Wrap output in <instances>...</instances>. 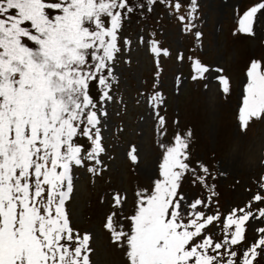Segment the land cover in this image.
<instances>
[{
  "label": "snow or ice",
  "instance_id": "1",
  "mask_svg": "<svg viewBox=\"0 0 264 264\" xmlns=\"http://www.w3.org/2000/svg\"><path fill=\"white\" fill-rule=\"evenodd\" d=\"M157 3L182 34L202 37L198 0H143L135 6L130 0H0V264H92V234L72 226L67 205L78 170L101 176L106 161L114 159L109 106L126 111L117 64L133 44L123 35L124 26L137 12L140 18L150 14ZM260 16L264 0L240 12L239 34L254 38ZM136 45L152 55L156 75H162L170 50L154 35L138 36ZM175 59L190 62L191 79L204 81L205 91L215 79L224 94L230 92L229 80L219 74L223 69L182 52ZM246 75L241 133L252 121L264 120V61H251ZM176 79L182 85V77ZM158 89L153 84L138 97H147L154 131L158 124L159 135L166 137L161 114L166 101ZM120 131L116 126L115 134ZM190 139L181 133L159 144L161 178L137 194L133 213L124 217L128 231L117 225L115 210L104 215L111 242L125 249L128 264H261L264 177L245 205L222 214L214 183L219 177L192 160ZM127 156L139 164L135 145ZM189 176L206 193L190 202L179 191ZM112 201L122 210L126 197L115 193ZM211 229H219V238Z\"/></svg>",
  "mask_w": 264,
  "mask_h": 264
},
{
  "label": "rangeland",
  "instance_id": "2",
  "mask_svg": "<svg viewBox=\"0 0 264 264\" xmlns=\"http://www.w3.org/2000/svg\"><path fill=\"white\" fill-rule=\"evenodd\" d=\"M198 2L201 16L198 30L202 32L199 40L182 34L180 24L159 3L148 16V23L139 18L125 23L123 35L133 44L130 55L117 64L121 80L119 95L126 111L122 105L109 106L112 130L108 135L109 155L114 159L106 161L108 167L101 176L78 170L74 194L67 205L72 226L81 234L85 231L92 234V264H128L125 249L113 244L103 227L104 215L115 210L117 225L128 231L124 217L133 213L137 194L150 190L154 180L161 178L158 163L163 149L159 144L170 143L175 134L189 133L192 160L201 161L219 177L214 183L222 214L245 205L257 191V182L264 177V120L252 121L246 133H241L239 125L248 67L253 60L264 61V16L259 17L253 38L239 34L238 20L240 12L257 0ZM140 35L145 38L154 35L170 50L171 57L162 61V75H156L157 65L152 55L143 46L137 47ZM177 52L194 58L201 54L205 65L223 69L219 74L229 80L230 92L224 94L215 79L205 91L204 81L191 79L190 62L177 63ZM178 75L183 79L182 85L176 79ZM216 75L212 73L213 77ZM153 84L159 85L158 90L166 101L161 110L167 119L166 137L159 135L158 124L154 131L147 97H138V93H150ZM116 126L122 128L118 134H115ZM133 145L137 149L138 165L127 156ZM179 191L189 202L206 194L193 185L190 176L182 182ZM115 193L126 197L122 210L113 207ZM254 227L248 230L249 242L255 236ZM211 231L219 238V229Z\"/></svg>",
  "mask_w": 264,
  "mask_h": 264
},
{
  "label": "trees",
  "instance_id": "3",
  "mask_svg": "<svg viewBox=\"0 0 264 264\" xmlns=\"http://www.w3.org/2000/svg\"><path fill=\"white\" fill-rule=\"evenodd\" d=\"M130 3H131L133 6H135L136 4L143 3V0H130ZM149 15H150V14L145 15L143 18L146 19L147 21H149V18H148ZM138 16H139V12H137L136 14H134V15L132 16V18H135V17H138ZM201 57H202V55L200 54V58H201Z\"/></svg>",
  "mask_w": 264,
  "mask_h": 264
}]
</instances>
